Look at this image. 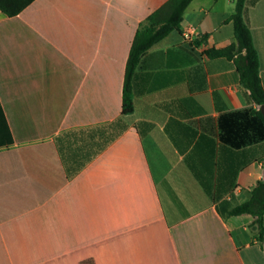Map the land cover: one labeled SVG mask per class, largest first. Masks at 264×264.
<instances>
[{
    "label": "crops",
    "instance_id": "obj_1",
    "mask_svg": "<svg viewBox=\"0 0 264 264\" xmlns=\"http://www.w3.org/2000/svg\"><path fill=\"white\" fill-rule=\"evenodd\" d=\"M167 1L0 10V264H264L254 218L225 215L264 181V140L221 137L224 113L261 106L233 59L206 54L235 41V0H193L122 113L134 34ZM245 20L264 88V0Z\"/></svg>",
    "mask_w": 264,
    "mask_h": 264
},
{
    "label": "trees",
    "instance_id": "obj_2",
    "mask_svg": "<svg viewBox=\"0 0 264 264\" xmlns=\"http://www.w3.org/2000/svg\"><path fill=\"white\" fill-rule=\"evenodd\" d=\"M36 0H0V10L9 17L22 15ZM193 0H168L154 10L139 26L134 34L126 63L122 97V113L130 114L134 110L132 80L142 56L158 41L169 33L181 29L183 15ZM248 0H235V11L230 18L235 41L221 49L206 51L209 57H227L233 59L242 86L247 89L249 99L261 106L264 104V88L260 78L259 54L253 35L245 20ZM223 141L242 147L264 140V115L261 109L246 108L227 112L221 117ZM232 133L238 135L232 138ZM23 140L24 138H17ZM7 140V139H6ZM7 141H12V138ZM219 211L222 212L221 207ZM226 216L250 215L254 218L251 227L258 231L259 239L264 237V181L252 190L250 198L244 203L228 210Z\"/></svg>",
    "mask_w": 264,
    "mask_h": 264
},
{
    "label": "built area",
    "instance_id": "obj_3",
    "mask_svg": "<svg viewBox=\"0 0 264 264\" xmlns=\"http://www.w3.org/2000/svg\"><path fill=\"white\" fill-rule=\"evenodd\" d=\"M192 35L195 36V37H197V36L200 35V31H194V32H192ZM186 37H190V35L189 34H186Z\"/></svg>",
    "mask_w": 264,
    "mask_h": 264
},
{
    "label": "water",
    "instance_id": "obj_4",
    "mask_svg": "<svg viewBox=\"0 0 264 264\" xmlns=\"http://www.w3.org/2000/svg\"><path fill=\"white\" fill-rule=\"evenodd\" d=\"M261 111H262V113H263V115H264V104L261 105Z\"/></svg>",
    "mask_w": 264,
    "mask_h": 264
}]
</instances>
